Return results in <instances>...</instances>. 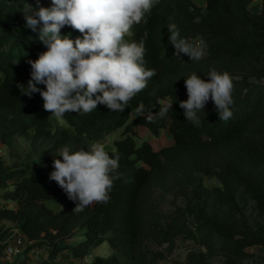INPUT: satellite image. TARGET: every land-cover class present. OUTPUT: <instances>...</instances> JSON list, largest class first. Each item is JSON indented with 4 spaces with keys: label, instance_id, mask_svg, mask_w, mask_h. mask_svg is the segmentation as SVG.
I'll return each instance as SVG.
<instances>
[{
    "label": "trees",
    "instance_id": "1",
    "mask_svg": "<svg viewBox=\"0 0 264 264\" xmlns=\"http://www.w3.org/2000/svg\"><path fill=\"white\" fill-rule=\"evenodd\" d=\"M30 1L0 0V144L11 147L19 136H29L33 153L53 170L0 164V224L12 221V230L27 238L28 249H51L48 264H56L65 250L73 259H84L106 243L115 255L96 257L91 264H149L146 242L173 244L179 236L239 255L249 245L264 244L236 238L232 221L222 212L243 191L264 217V0L259 13L250 10L254 0H205L206 11L194 0H159L147 23L135 25L125 37L128 42L145 39L144 66L156 71L147 87L124 112L98 104L90 113L68 112L63 118L44 109L38 92L29 96L19 87L26 88L31 79L29 61L47 51L38 40L43 24L35 32L25 27V14L33 11L26 12ZM49 1L39 0V6L50 8ZM33 2L35 9L37 0ZM171 23L190 43L203 41L202 59L174 56L167 27ZM66 35L82 38L67 25L61 28V36ZM212 69L232 77L233 115L219 120L209 99L197 113L199 125H194L179 106L188 98L185 79L195 73L207 80ZM168 103H173L168 113L157 115ZM140 104L143 110L138 113ZM138 127L156 137L166 129L174 142L156 150L138 138ZM118 130L121 138L107 151L119 155V168L113 173L119 178L114 179L109 202L73 212L76 202L49 178L54 160H62L58 155L65 146L73 152L89 150ZM203 176L218 178L223 188H207ZM157 190L183 197L186 207L165 220L154 201ZM3 202L7 205L2 207ZM10 202L16 206L8 207ZM52 203L62 209L55 210ZM79 235L81 240L68 242ZM188 264L208 262L201 253L189 254Z\"/></svg>",
    "mask_w": 264,
    "mask_h": 264
},
{
    "label": "clouds",
    "instance_id": "2",
    "mask_svg": "<svg viewBox=\"0 0 264 264\" xmlns=\"http://www.w3.org/2000/svg\"><path fill=\"white\" fill-rule=\"evenodd\" d=\"M159 0H52V6L37 8L25 14L26 28L37 31L38 40L47 51L39 54L31 65V79L25 88L26 95L39 93L46 111L56 118L68 112L90 113L98 104L112 112H124L130 101L147 87L156 75L155 69H146L144 56L145 39L128 42L135 25L147 23V17ZM70 26L82 34V38L61 36V28ZM169 42L191 61L203 58V41L190 43L182 38L175 23L168 26ZM147 33H144L146 38ZM38 85H44L41 89ZM187 100L180 101L186 121L199 125L197 113L204 110L211 99L219 120H229L233 113V80L227 72L212 69L208 79L193 73L185 79ZM173 103L162 106L157 113L163 117ZM143 105L137 108L142 112ZM149 122L153 115L147 117ZM61 159L53 162L50 179L64 190L68 198L76 202L73 212L80 213L93 203L107 204L114 179L119 168V155L110 156L104 146L93 143L89 150L70 151L67 146L60 150ZM62 209V206H61Z\"/></svg>",
    "mask_w": 264,
    "mask_h": 264
},
{
    "label": "rangeland",
    "instance_id": "3",
    "mask_svg": "<svg viewBox=\"0 0 264 264\" xmlns=\"http://www.w3.org/2000/svg\"><path fill=\"white\" fill-rule=\"evenodd\" d=\"M34 0L27 4L26 12H30L29 6L34 8ZM49 4L50 1L46 0ZM195 4L206 11L205 0H194ZM261 0H254L250 5V10L253 13L261 11ZM204 52V51H203ZM206 53L204 52L205 56ZM3 79V74L0 73V82ZM59 123H64L59 120ZM138 138L146 140L152 146L159 150L162 147L171 145L174 141L170 138L169 132L162 130L158 137L153 136L150 131L144 127L136 128ZM122 130L115 131L99 144L103 145L105 150H113L114 143L121 138ZM0 164L7 167H28L31 169L50 171L53 170L49 164L41 160L33 153L32 141L29 136H19L13 146L8 147L0 144ZM204 185L209 189L223 188L220 180L216 177L203 176ZM154 201L159 210L164 215L165 220H169L170 216L178 208L184 209L186 201L181 196H175L173 192H163L157 190L154 195ZM3 202V206H5ZM8 207H14V202H10ZM55 210L61 208L52 203ZM222 212L232 221V225L236 231V238L242 240L264 241V217L261 214L255 201L245 192L240 191L234 201L222 208ZM14 223L10 220H4L0 224V263L5 264H48V257L51 249H28L29 243L26 242L21 254L7 259V247L18 238L19 232L12 230ZM6 235L3 239L2 235ZM80 236V235H79ZM73 240L68 241L69 243ZM63 245V244H61ZM146 250L148 253L149 264H188L189 254H200L204 256L208 264H264V244L256 243L244 248V254L239 255L234 252L223 250L218 245L208 248L199 241L187 239L183 236L177 237L173 244L169 242H146ZM115 255L114 250L106 243L96 247L91 254L84 259H73L70 252H60L54 263L56 264H91L96 257L110 258Z\"/></svg>",
    "mask_w": 264,
    "mask_h": 264
},
{
    "label": "built area",
    "instance_id": "4",
    "mask_svg": "<svg viewBox=\"0 0 264 264\" xmlns=\"http://www.w3.org/2000/svg\"><path fill=\"white\" fill-rule=\"evenodd\" d=\"M26 242L27 241L22 236H18V238H16V240L13 242V244L7 247V259L9 260L11 257L21 254Z\"/></svg>",
    "mask_w": 264,
    "mask_h": 264
},
{
    "label": "crops",
    "instance_id": "5",
    "mask_svg": "<svg viewBox=\"0 0 264 264\" xmlns=\"http://www.w3.org/2000/svg\"><path fill=\"white\" fill-rule=\"evenodd\" d=\"M16 206V203H14V207ZM16 232H19L17 229L15 230ZM19 236H22L27 242H28V240H27V238L22 234V233H20L19 232ZM82 239V237L81 236H78L76 239H74L72 242H70V243H74L75 241H77V240H81ZM29 243V242H28Z\"/></svg>",
    "mask_w": 264,
    "mask_h": 264
}]
</instances>
